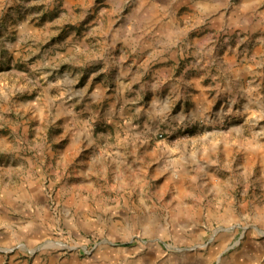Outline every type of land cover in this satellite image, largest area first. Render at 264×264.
I'll list each match as a JSON object with an SVG mask.
<instances>
[{"label":"rangeland","instance_id":"obj_1","mask_svg":"<svg viewBox=\"0 0 264 264\" xmlns=\"http://www.w3.org/2000/svg\"><path fill=\"white\" fill-rule=\"evenodd\" d=\"M218 4L0 0V264H264V0ZM147 20L207 66H124L106 42ZM207 69L225 89L196 116Z\"/></svg>","mask_w":264,"mask_h":264},{"label":"crops","instance_id":"obj_2","mask_svg":"<svg viewBox=\"0 0 264 264\" xmlns=\"http://www.w3.org/2000/svg\"><path fill=\"white\" fill-rule=\"evenodd\" d=\"M155 4H160V5H171L175 3L177 0H153ZM196 4H206L207 6H214V11L211 13L212 17H217L219 14L223 17L226 16V11L223 10L219 3V0H194ZM147 5V4H146ZM201 9V7H199ZM216 21H221V24H226L228 20H207L204 22L205 23H210L213 24ZM171 20H147L146 21V26L147 29H145V34L144 35H137L135 36V40L132 38L130 39H123L117 35L112 36V38L107 40L106 48L110 49L112 47V50L115 51L116 49H119L120 52H122L124 55L127 56V62L126 64H123L124 66H130L131 69L133 70L136 67H138L139 62L142 64V67H151L152 65L158 64L162 62L163 64H167L170 67L176 66L175 64L178 61V56L180 55L182 57L184 51H192L195 56L196 60H199V63L203 64L206 63L204 62L207 61V58L203 59L204 55V44H201L200 38H195V45L196 47L193 48L194 46L186 40V43L182 41L181 38H178V34L173 35L171 32ZM222 24V25H223ZM140 30V29H139ZM198 36V35H196ZM205 40V38L202 39V42ZM121 43V44H120ZM124 44V46L127 48L128 53L125 54V50L120 47V45ZM184 45L185 49H184ZM110 47V48H109ZM218 51V50H217ZM138 53L143 56L142 53L145 55L149 56L150 58H142L137 62L134 58L135 56H138ZM144 55V56H145ZM134 60V62H133ZM208 62L206 63L207 66ZM122 65V66H123ZM211 66V65H210ZM209 66V67H210ZM243 73H246L247 71V66H243ZM215 69V68H214ZM212 72V70L210 69ZM207 78L210 79L209 81H202V79L199 78L198 80H195L194 83V94L192 98L194 99V114L197 116L198 113L204 110V108H207L209 101L212 99V97L216 93V89L220 90L225 89L224 85H219L218 82H216L215 76L213 73H209L208 69L206 71ZM242 74L238 73V79L241 81L242 79ZM223 79L226 82H229V79ZM241 85V84H240ZM190 86V85H189ZM242 86V85H241ZM225 92V90H224ZM206 106V107H205ZM205 174L202 175V182L201 184L203 185V188L201 190L202 196L200 199H208L210 196L215 194V186L214 183L210 185L211 183H207V179L204 177ZM207 187V188H206ZM37 187L35 185H32V183L28 182L26 185H24V212H26V209H32V206L35 205L38 201V196L36 195ZM176 194L178 191L175 192ZM180 194V193H179ZM179 194L177 197L178 199L185 200L181 196L179 198ZM36 208V206L34 207ZM26 232L28 234H31L35 229L36 226L34 223H36V220L34 219H28L26 220Z\"/></svg>","mask_w":264,"mask_h":264}]
</instances>
